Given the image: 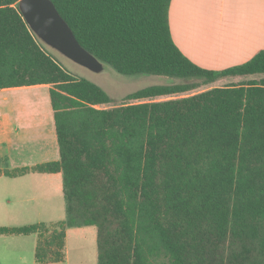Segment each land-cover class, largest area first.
Returning <instances> with one entry per match:
<instances>
[{
	"label": "trees",
	"instance_id": "16d2710c",
	"mask_svg": "<svg viewBox=\"0 0 264 264\" xmlns=\"http://www.w3.org/2000/svg\"><path fill=\"white\" fill-rule=\"evenodd\" d=\"M171 1L52 0L105 66L181 81L108 107L103 88L39 43L20 0H0V90L51 86L61 157L32 170L63 174L67 218L0 227V237L39 235L38 263L65 261L68 229L96 227L99 264H264V78L160 100L264 75V51L200 68L173 41Z\"/></svg>",
	"mask_w": 264,
	"mask_h": 264
},
{
	"label": "crops",
	"instance_id": "0c3cea01",
	"mask_svg": "<svg viewBox=\"0 0 264 264\" xmlns=\"http://www.w3.org/2000/svg\"><path fill=\"white\" fill-rule=\"evenodd\" d=\"M169 25L176 46L202 69L223 71L264 51V0H172ZM256 78L224 77L219 81L231 85ZM35 87L47 89L50 95V85L4 89L0 93ZM9 115L11 122L0 131V216L15 219L41 213L43 208L51 210L64 195V179L62 173L32 170L60 160L53 108L47 114L12 111ZM70 230L66 231V247ZM34 264H41L36 257Z\"/></svg>",
	"mask_w": 264,
	"mask_h": 264
},
{
	"label": "rangeland",
	"instance_id": "374dc122",
	"mask_svg": "<svg viewBox=\"0 0 264 264\" xmlns=\"http://www.w3.org/2000/svg\"><path fill=\"white\" fill-rule=\"evenodd\" d=\"M37 39L66 71L78 78H85L92 81L103 88L113 99V103L108 107L125 104L126 101H124V98L128 94L138 90L154 85H168L181 82L180 80H171L162 76H125L117 73L109 66H105L104 70L100 73H94L47 46L39 38ZM256 77V80H260L264 78V75H258ZM227 85L230 84H223L221 81H217L212 85L202 86L188 94L162 98L160 100L185 97L200 93L211 87H224ZM7 92L0 93V131L4 130L11 122L9 114L12 111L31 114L42 112L47 114L52 110L49 92L43 87L9 90ZM156 100L159 101L158 99ZM130 103L137 102L133 101ZM31 186L34 187L33 184ZM66 218V200L63 195L56 200L51 210L43 208L41 213L36 214L32 212L24 216H18L15 219L10 218V216L7 218L6 216H0V227L21 228L41 223L45 227L50 228ZM38 243L39 235L37 234L30 236H1L0 264H34ZM18 256H20V260H17ZM66 257L67 260L60 264H99L96 227H87L86 230L71 229L68 233Z\"/></svg>",
	"mask_w": 264,
	"mask_h": 264
},
{
	"label": "water",
	"instance_id": "95a60500",
	"mask_svg": "<svg viewBox=\"0 0 264 264\" xmlns=\"http://www.w3.org/2000/svg\"><path fill=\"white\" fill-rule=\"evenodd\" d=\"M19 8L30 30L44 44L94 73L104 70L105 65L81 46L52 0H20Z\"/></svg>",
	"mask_w": 264,
	"mask_h": 264
}]
</instances>
